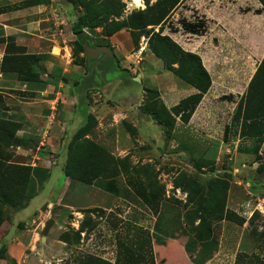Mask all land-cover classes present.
Listing matches in <instances>:
<instances>
[{"label": "rangeland", "instance_id": "rangeland-1", "mask_svg": "<svg viewBox=\"0 0 264 264\" xmlns=\"http://www.w3.org/2000/svg\"><path fill=\"white\" fill-rule=\"evenodd\" d=\"M35 1L0 0V38L12 36L35 56L27 69L47 84L38 91L0 73V118L20 124L15 137L23 144H1L0 153L31 169L24 207L0 209V264H218L227 238L235 239L236 262L264 264V139L241 136L236 114L264 53L260 2L181 0L163 23L134 31L127 19L156 0H119L118 16L83 29L92 47L114 52L101 72L87 68L72 25L88 20L86 4L107 16L111 0ZM112 24L126 26L113 34L130 38L125 58L105 35ZM156 33L196 55L210 78L187 122L173 108L199 90L152 53ZM80 76L92 77L83 96ZM72 112L75 124L59 123ZM88 112L95 124H86ZM83 127L76 158L88 154V140L115 160L90 184L65 175L69 145ZM111 174L116 194L104 190Z\"/></svg>", "mask_w": 264, "mask_h": 264}, {"label": "trees", "instance_id": "trees-1", "mask_svg": "<svg viewBox=\"0 0 264 264\" xmlns=\"http://www.w3.org/2000/svg\"><path fill=\"white\" fill-rule=\"evenodd\" d=\"M66 1L74 5L77 3V0ZM111 1H109V3L106 1L107 6L111 9V12L109 14L107 13V16L101 14L104 12L96 11L94 8H91L86 4V9L88 10L89 15L88 20L83 17H78L73 23L72 33L75 36L74 44L79 53L85 54L83 46L85 43L89 47L93 46L90 38L83 32L84 27L93 30L100 25H104L110 15H119V11L116 10V5L119 0ZM180 1L181 0H156L153 5L146 6L144 11L132 13L127 19L129 25L128 28H132L134 31H141L147 26H155L163 23L169 13L180 3ZM258 1L264 9V0ZM43 4H45V1L36 0L34 5ZM80 4H84V2L81 1ZM146 4L148 5V3ZM107 10L108 8L106 11ZM103 19H105L104 22ZM123 27L126 26H123L122 24H114L112 28L105 29V35L108 37L112 36ZM152 36L155 40L154 45L150 46L152 53L158 59L163 61L167 70L171 71L176 77L185 82L191 83L193 87L199 90L198 94L182 100L173 108L175 115H180L182 120L187 122L194 111L195 105L200 102L203 94L208 91L210 87V78L202 68L199 58L196 55L183 51L166 36H161L157 33ZM0 44H5L4 54L0 62V73L3 75L17 74L22 76L24 78L22 82L27 84L28 87L34 88L38 91H44L47 84L34 79L36 76L27 69V65L35 59V56L25 54V49L21 46H17L12 36L0 38ZM173 65H176L177 67L174 68ZM60 73V69H54V74L56 76ZM91 80L92 77H86L81 83L79 82V84L82 85L81 93L85 94L86 90L90 88L89 82ZM74 84L75 87L78 85L77 82H74ZM236 114L239 115L242 120L240 127L241 136H252L262 140L264 139V56L249 81L245 95L237 104ZM87 118L88 122L86 124H93L91 122H94V118L90 114H87ZM20 127L21 126L18 122L0 118V145L5 144L22 147V141L15 137V133ZM82 130L86 131L87 129L83 127L79 130L72 139V144L69 145L65 175L90 184L100 177H105L104 172L108 165L107 159L112 161L115 160L110 156L104 158V154L99 152L100 150L96 145L88 140H84L83 142V148L88 151V154H83V157L80 155L81 161L78 157L76 158L74 150L79 148L80 144L77 143V140L79 139ZM84 137L85 132L81 135V138ZM98 154H100V157H97ZM7 161L8 160H5L4 155L0 153V209L5 205L10 204L16 205V210L19 211L24 207L23 203L27 201L25 189L28 186L27 184L29 182L31 169L28 166L7 164ZM117 162L121 163L123 160H117ZM114 176L115 175L112 174L108 175L107 177L109 180L104 186V190L111 194H116V187L112 180ZM140 196L147 199V203L153 205L151 200L147 198L145 194H140ZM152 199H156V197L152 196ZM88 211L91 212L96 210ZM1 222L2 218L0 211V224ZM81 228L83 229V227H80V229L74 233V242L79 240Z\"/></svg>", "mask_w": 264, "mask_h": 264}, {"label": "crops", "instance_id": "crops-1", "mask_svg": "<svg viewBox=\"0 0 264 264\" xmlns=\"http://www.w3.org/2000/svg\"><path fill=\"white\" fill-rule=\"evenodd\" d=\"M257 1V0H256ZM259 4V6L260 7H262V5H260V3H258ZM256 9V12L258 11V13H257V15H255V16H259V17H264V9H263V7L261 8V10H258L257 8H255ZM223 28H225V27H227L226 25H224V26H222ZM223 32V31H222ZM124 32H119V33H116L115 35H113V36H111L110 37V42H112V43H116L117 42V48H118V50L120 51V52H122V56L125 58V56H126V54L127 53H125L124 51H123V47H125L126 48V50L128 49V46H132V44H131V41H130V38L126 35L125 36V38H124V40H123V36H124V34H123ZM126 33V32H125ZM127 37V38H126ZM121 39H122V41H121ZM100 47V46H99ZM104 47V46H103ZM91 48H97V47H92L91 46ZM227 48V47H226ZM111 51V50H110ZM113 54H114V52L112 53V51H111V55H108V54H106V55H103V56H101V55H99L98 57H96L95 59H93V60H96V62H95V64L96 65H98V63L100 64L101 63V65L98 67L99 69H100V71L101 72H103L104 71V66H105V59H104V56H107L108 58H112V59H114L115 58V56H114V58H113ZM246 55V57H249V55L246 53L245 54ZM263 56H264V53L261 55V59L263 58ZM127 58V57H126ZM104 59V60H103ZM222 59H224V58H222ZM226 59V58H225ZM87 61V60H86ZM90 61H91V59H90ZM90 61H88L87 63H86V66H87V68H90L91 66V63H90ZM261 61V60H260ZM260 63V62H259ZM95 65V66H96ZM125 69H127V71H129V72H131L132 71V69L130 68V67H127V66H125L124 67ZM256 70V69H255ZM90 74H91V72H90ZM74 76H76L77 74L75 73V74H73ZM77 77H79V76H76V79H74V80H78V78ZM81 77V76H80ZM83 78V77H82ZM84 80V78L82 79V81ZM124 80V79H123ZM222 81H224L223 79H221ZM238 80V79H237ZM127 81V80H126ZM126 81H125V83H126ZM116 82H117V80H113V81H110V83H108L107 85L108 86H113V87H115L113 84H116ZM125 83H123V84H125ZM74 84V83H73ZM118 85V84H117ZM58 87H60V86H57V94H58V96L59 97H61L60 99L63 101V95H62V93L60 92V90H59V88ZM54 88V87H53ZM46 90H44L43 92H45ZM43 92H41V93H43ZM68 92H71L70 90H68ZM82 94V96H83V93H81ZM57 101V100H56ZM69 101V99H64V102L65 103H67ZM65 103H64V105H65ZM73 105V104H72ZM85 108H87L88 109V106H84ZM88 111V110H87ZM76 114H77V112H72V113H70V117H69V119H68V122L66 123V120H67V118H65V120H64V117H63V119H62V122H59L60 124H75V120H76V118H77V116H76ZM78 114H80V110L78 109ZM87 114H89V112L87 113ZM227 240H228V243H229V245H230V248L229 249H226V248H224V249H222L221 250V256H223V259H221V260H219V262H218V264H242V257H240L239 258V261H237L236 262V259L237 258H235L236 257V255H234V256H232V254L231 253H233L234 252V250H233V248H235V239L234 238H227ZM235 253H236V250H235ZM232 256V257H231ZM244 257V256H243ZM247 264H250V262L248 261V263Z\"/></svg>", "mask_w": 264, "mask_h": 264}, {"label": "water", "instance_id": "water-1", "mask_svg": "<svg viewBox=\"0 0 264 264\" xmlns=\"http://www.w3.org/2000/svg\"><path fill=\"white\" fill-rule=\"evenodd\" d=\"M84 46V52H85V57L87 62L90 61V59H95L96 57H98L99 55L103 56V55H111V51L103 46L97 47V48H91L89 47L86 43L83 45ZM52 223V221H48L46 223V228L45 231L48 229V226Z\"/></svg>", "mask_w": 264, "mask_h": 264}, {"label": "flooded vegetation", "instance_id": "flooded-vegetation-1", "mask_svg": "<svg viewBox=\"0 0 264 264\" xmlns=\"http://www.w3.org/2000/svg\"><path fill=\"white\" fill-rule=\"evenodd\" d=\"M107 58H108L107 56H104V59H105V60H107ZM104 59H103V60H104ZM95 62H96V60L91 59V61H90V63H91V65H90V66H91V67H90V70H91V71H92L95 67H99V66L101 65V63H100V64L98 63V65H96ZM95 65H96V66H95Z\"/></svg>", "mask_w": 264, "mask_h": 264}]
</instances>
